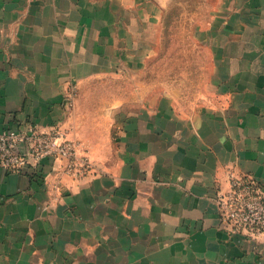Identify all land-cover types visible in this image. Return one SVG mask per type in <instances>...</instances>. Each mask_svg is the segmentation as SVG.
Segmentation results:
<instances>
[{
	"label": "crops",
	"instance_id": "0c3cea01",
	"mask_svg": "<svg viewBox=\"0 0 264 264\" xmlns=\"http://www.w3.org/2000/svg\"><path fill=\"white\" fill-rule=\"evenodd\" d=\"M146 14L140 0H0V124L59 125L92 164L0 165V264H264V233L227 232L217 204L230 169L264 187V0L223 14L214 98L191 110L137 80Z\"/></svg>",
	"mask_w": 264,
	"mask_h": 264
},
{
	"label": "rangeland",
	"instance_id": "374dc122",
	"mask_svg": "<svg viewBox=\"0 0 264 264\" xmlns=\"http://www.w3.org/2000/svg\"><path fill=\"white\" fill-rule=\"evenodd\" d=\"M232 1L140 0L153 23L148 36L152 51L137 80L158 87L159 95L172 93L190 110L214 98L215 33ZM129 80L133 84L136 79Z\"/></svg>",
	"mask_w": 264,
	"mask_h": 264
},
{
	"label": "built area",
	"instance_id": "2783aa9c",
	"mask_svg": "<svg viewBox=\"0 0 264 264\" xmlns=\"http://www.w3.org/2000/svg\"><path fill=\"white\" fill-rule=\"evenodd\" d=\"M47 157L66 160L64 170L74 174L92 166L88 159L79 161L78 143L59 125L44 130L33 119L19 128L0 124V165L5 169L37 170ZM228 177V190L217 197L221 227L249 237L264 233V187L253 175L236 169H230Z\"/></svg>",
	"mask_w": 264,
	"mask_h": 264
}]
</instances>
